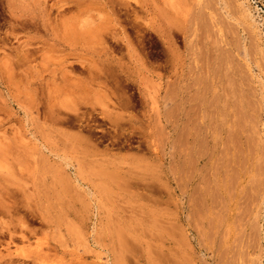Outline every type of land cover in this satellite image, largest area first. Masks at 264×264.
Returning <instances> with one entry per match:
<instances>
[{"label": "rangeland", "instance_id": "1", "mask_svg": "<svg viewBox=\"0 0 264 264\" xmlns=\"http://www.w3.org/2000/svg\"><path fill=\"white\" fill-rule=\"evenodd\" d=\"M0 264H264V0H0Z\"/></svg>", "mask_w": 264, "mask_h": 264}]
</instances>
